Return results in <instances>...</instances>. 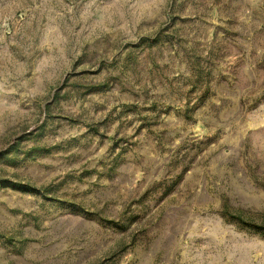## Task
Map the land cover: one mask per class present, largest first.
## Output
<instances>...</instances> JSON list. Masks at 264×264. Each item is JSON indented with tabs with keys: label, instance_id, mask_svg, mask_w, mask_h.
I'll return each mask as SVG.
<instances>
[{
	"label": "rangeland",
	"instance_id": "1",
	"mask_svg": "<svg viewBox=\"0 0 264 264\" xmlns=\"http://www.w3.org/2000/svg\"><path fill=\"white\" fill-rule=\"evenodd\" d=\"M0 264H264V0H0Z\"/></svg>",
	"mask_w": 264,
	"mask_h": 264
}]
</instances>
